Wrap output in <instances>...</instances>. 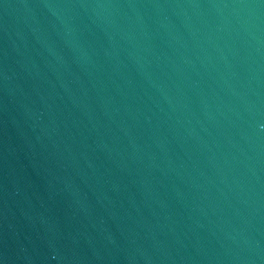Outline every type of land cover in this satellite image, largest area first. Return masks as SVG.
I'll list each match as a JSON object with an SVG mask.
<instances>
[{
	"label": "water",
	"instance_id": "1",
	"mask_svg": "<svg viewBox=\"0 0 264 264\" xmlns=\"http://www.w3.org/2000/svg\"><path fill=\"white\" fill-rule=\"evenodd\" d=\"M0 264H264V0H0Z\"/></svg>",
	"mask_w": 264,
	"mask_h": 264
}]
</instances>
